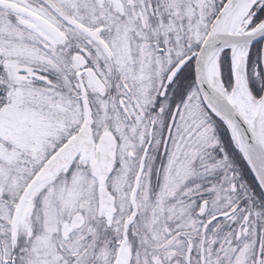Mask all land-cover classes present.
I'll return each mask as SVG.
<instances>
[{
	"label": "snow or ice",
	"instance_id": "snow-or-ice-1",
	"mask_svg": "<svg viewBox=\"0 0 264 264\" xmlns=\"http://www.w3.org/2000/svg\"><path fill=\"white\" fill-rule=\"evenodd\" d=\"M0 264H264V0H0Z\"/></svg>",
	"mask_w": 264,
	"mask_h": 264
}]
</instances>
